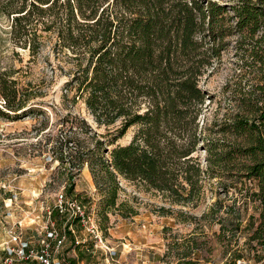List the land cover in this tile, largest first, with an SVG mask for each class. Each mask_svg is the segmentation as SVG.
<instances>
[{
	"label": "trees",
	"instance_id": "16d2710c",
	"mask_svg": "<svg viewBox=\"0 0 264 264\" xmlns=\"http://www.w3.org/2000/svg\"><path fill=\"white\" fill-rule=\"evenodd\" d=\"M232 1L0 0V17L11 21L15 46L33 57L43 49L41 33L55 35L54 51L74 63L65 85L72 101L82 100L99 126L118 125L108 144L81 149L73 133L59 138L66 151L59 141L54 147L61 165H88L104 214L117 207L119 177L184 207L197 206L206 180L218 178L226 193L230 184L257 180L260 212L248 241L264 248V0ZM235 35L248 43L247 58L261 63L255 109L229 124H201L210 97L200 83ZM10 74L0 73L7 119L33 111ZM69 122L90 129L77 115ZM132 128V140L117 144Z\"/></svg>",
	"mask_w": 264,
	"mask_h": 264
},
{
	"label": "rangeland",
	"instance_id": "374dc122",
	"mask_svg": "<svg viewBox=\"0 0 264 264\" xmlns=\"http://www.w3.org/2000/svg\"><path fill=\"white\" fill-rule=\"evenodd\" d=\"M211 1L233 4L232 0ZM10 28L11 21L0 17V73H11L18 82L20 96L29 98L27 106L33 111L11 113L9 119L0 114V261L8 241L6 231L15 224L18 229L21 223L24 236L37 240L36 229L44 225L48 208L53 209L56 194L64 190L69 197L95 209L104 236L118 251L119 263L113 264H146L148 260L150 264H237L239 259L247 264H264V248L248 241L260 212L255 196L257 180L230 184L227 193L218 178L206 180L197 206L184 207L172 205L159 193L145 191L119 177L117 207L104 214L103 197L88 165L79 170L70 164L61 165L54 147L59 138L73 137V133L81 149H93L96 140L108 144L118 125L99 126L82 100L72 101L74 93L65 85L74 63L65 53L54 51L55 35L41 33L43 49L33 57L28 50L15 46ZM247 44L237 35L226 38L220 57L202 78L200 85L210 98L201 124H229L236 115L254 111L260 95L261 63L247 58ZM3 104L0 97V111H5ZM68 114L84 119L89 131L83 126L81 130L79 124L70 129L71 122L64 123ZM134 133L135 129H130L117 144L127 145ZM57 143L58 150H67L64 143ZM200 156L205 164V153ZM70 171L74 173L72 181L68 180ZM238 219L241 226L236 231ZM56 220L61 226L58 216ZM76 229L81 233L80 225ZM149 230L154 231L153 236ZM70 242L66 251L73 248ZM76 250L77 256L69 258L74 264H107L100 253L92 256Z\"/></svg>",
	"mask_w": 264,
	"mask_h": 264
},
{
	"label": "built area",
	"instance_id": "2783aa9c",
	"mask_svg": "<svg viewBox=\"0 0 264 264\" xmlns=\"http://www.w3.org/2000/svg\"><path fill=\"white\" fill-rule=\"evenodd\" d=\"M55 214L61 226L57 225ZM45 218L44 225L36 229L37 240L24 236L21 223L18 229L15 224L6 231L8 241L3 248L0 264H74L69 258L77 256V248L92 256L100 253L107 264L119 263L118 251L104 236L94 208H88L77 198L69 197L63 190L56 194L55 205L53 209L48 208ZM77 225L81 226V233L76 229ZM143 227L147 228L145 225ZM148 234L153 236L154 231L149 230ZM68 242L73 244V248L66 251ZM237 264L247 262L238 260Z\"/></svg>",
	"mask_w": 264,
	"mask_h": 264
},
{
	"label": "crops",
	"instance_id": "0c3cea01",
	"mask_svg": "<svg viewBox=\"0 0 264 264\" xmlns=\"http://www.w3.org/2000/svg\"><path fill=\"white\" fill-rule=\"evenodd\" d=\"M92 192H94L95 190H96V188H95V186L94 185H92ZM136 249H139V248H141V247H135ZM145 248V247H144ZM147 249H153V248H155V247H146ZM147 249H144V251H146L147 253H149L150 255H152L153 253H151L152 251H149V250H147ZM137 252V251H136ZM144 263H146V264H150L151 263V261L150 260H148V261H145Z\"/></svg>",
	"mask_w": 264,
	"mask_h": 264
}]
</instances>
